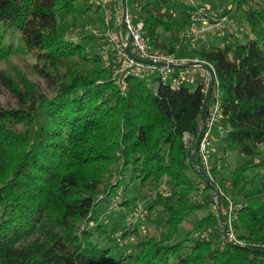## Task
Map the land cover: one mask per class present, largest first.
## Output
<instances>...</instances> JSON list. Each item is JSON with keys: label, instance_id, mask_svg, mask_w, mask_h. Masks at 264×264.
Masks as SVG:
<instances>
[{"label": "trees", "instance_id": "16d2710c", "mask_svg": "<svg viewBox=\"0 0 264 264\" xmlns=\"http://www.w3.org/2000/svg\"><path fill=\"white\" fill-rule=\"evenodd\" d=\"M163 1L125 3L144 22L151 48L175 54L182 26L170 23ZM238 8L253 38L233 46L208 41L185 54L212 67L226 132L217 159L209 156L207 182L192 153L208 86L173 87L160 77L153 86L132 75L122 89L97 37L85 27L73 35L79 20L91 19L87 12L101 9L94 0H0V60L29 56L49 89L0 68V90L15 100L0 104V264H264V9L255 0H239ZM235 151L246 161L224 178L215 164ZM147 185L161 197L162 186L173 188L161 208L166 239L147 234L123 256L120 226L90 223L111 208L116 189L129 194ZM215 187L238 207L235 233L244 245L223 238L219 214L225 221L227 202L219 194L213 209ZM203 210L180 240L183 223Z\"/></svg>", "mask_w": 264, "mask_h": 264}, {"label": "rangeland", "instance_id": "374dc122", "mask_svg": "<svg viewBox=\"0 0 264 264\" xmlns=\"http://www.w3.org/2000/svg\"><path fill=\"white\" fill-rule=\"evenodd\" d=\"M98 3V5L101 4V9L97 12H87V16H91V19H89L87 22L83 23L84 20H79L78 25L75 29V32L73 33L74 38L76 37L78 31H81L82 27L85 29L84 32L92 33V30L96 31L98 34H94L95 37H97L99 41V46H101L102 40L105 39V35L109 31H119L123 29V25L121 22L118 21L120 16V10L123 13V3L121 7L122 0H94ZM238 1L239 0H165L163 1V6L166 10V13L170 17V23H173L176 26H182L178 32L174 33L178 36H173L172 41H175V39H178L181 41V44H179L178 52L173 55V57L179 59V58H185L186 52L191 50L192 47H200L207 44L208 41H213L215 45L219 46H225V45H231L233 46L235 41L238 40L240 42H246L247 40L254 37V35L251 32L250 25L248 23V20H246V15L243 9L238 8ZM262 9H264V0H255ZM126 5V3H125ZM202 10L207 17L212 20H221L224 24V30L217 33V35H214L207 39L205 42H201L198 39H192L190 37L188 38H182L180 36V32L182 29L187 28L190 25V21L195 14L197 10ZM134 16V15H133ZM106 17H110L108 20V25L105 24ZM87 28V29H86ZM167 36H170V33L166 34ZM105 41V40H104ZM17 44V41H15V45ZM101 49V47H100ZM164 53V52H163ZM167 54V53H166ZM102 56V55H101ZM103 57V56H102ZM104 58V57H103ZM189 59V58H187ZM105 64L108 62V66L111 64V60H113L112 57H107V60L104 58ZM194 59L190 60L193 61ZM197 60V59H196ZM32 59L29 56L26 55H20V54H14L11 56L8 60H0V68L3 70H7L10 73H18L22 72L30 81L36 83L39 85L40 89L43 92L49 93V89L47 88V85L45 80L43 78L39 77L37 74L34 73V70L31 66ZM199 61V60H197ZM208 65L207 63H205ZM210 66V65H208ZM114 67V65H113ZM211 67V66H210ZM204 68V67H203ZM206 69V68H205ZM207 70V69H206ZM209 75V72H208ZM147 81H150L151 85L156 86V83L154 82V79L157 78V73H150L143 76ZM209 76H205L203 79L205 80V86H208L209 83ZM202 77L200 75H197L192 81H186V85L190 86L191 89H195L198 85L203 83ZM171 79L167 78L166 82H170ZM0 104L1 105H14L15 100L11 96V94L6 89L0 90ZM206 124V121H205ZM206 126V125H205ZM223 128V129H222ZM222 129V130H221ZM223 124L220 122V118L217 120V123L213 125V127L210 130L209 135V144L207 147V151L211 159L214 161L217 159L218 152L222 151V136L225 135ZM206 130V127L205 129ZM218 151V152H217ZM251 160V159H249ZM246 159L244 156L239 154L238 152H230L228 153L224 158L221 160L218 159L217 163L220 164V169L218 170L221 175H223L224 178H228L230 173L234 171L236 167L239 168V166L245 162ZM120 167V163L116 165V168ZM118 170V169H117ZM116 170V171H117ZM119 178V175L115 173L112 177L109 178L108 182L110 184H114L117 182V179ZM165 186V185H164ZM162 186V197L158 196L160 193L151 192L149 191V185L139 188V190L131 191L129 194H124L122 191V188L116 189L114 192V199L111 201V208L108 207H102L101 215H99L95 221L93 220L92 223H90V228L93 227L95 229L96 225H106L107 228H112L117 224L120 227L118 228V231L115 233V237L117 238L118 244L121 245L119 248L120 253L124 256L126 254V251H129L133 248V244L137 242L138 239L144 237L145 235H154L155 238L159 241L166 239V227L162 225V205L168 201L170 198H172V192L173 188L168 187L164 188ZM166 187V186H165ZM164 188V189H163ZM214 193V192H213ZM102 198V195L99 197ZM192 199L193 201H198L199 197L197 194H193ZM215 201H213V209L215 208L216 211H219L216 208L218 197L214 198ZM111 200V199H110ZM125 200H128V206L125 208L123 206V203ZM151 202H155L154 210L152 214H147V208L146 206L150 205ZM115 203V204H114ZM163 203V204H162ZM227 205H223L222 210L225 211ZM136 211V217L131 216L132 213ZM208 211H199L193 215H190L188 217V220L185 221L182 225L183 233L181 232V235H179V239H183L185 234L188 231H191V229L195 226V223L201 219L202 217L206 216ZM126 223V225L123 224ZM226 220H223L224 223V229L226 230ZM114 225V226H113ZM122 225L126 227L125 231H129L130 235L126 238L122 237ZM195 234V233H194ZM196 235V234H195ZM210 233L207 232L206 237H210ZM224 238V236H223ZM227 239V235H226ZM112 244V243H110ZM242 245H244V242H242ZM125 247L127 248L126 251H124ZM126 264H132L127 263Z\"/></svg>", "mask_w": 264, "mask_h": 264}, {"label": "built area", "instance_id": "2783aa9c", "mask_svg": "<svg viewBox=\"0 0 264 264\" xmlns=\"http://www.w3.org/2000/svg\"><path fill=\"white\" fill-rule=\"evenodd\" d=\"M122 7V2H121ZM123 10V9H122ZM118 21L122 23L123 29L119 31H109L105 35V41L101 42L100 54L107 60V57L113 58V72L112 80L115 81L122 89L125 87L126 79L129 76H144L150 73H157V76L166 81L170 78L169 82L173 87L181 86L184 82L192 81L197 75L204 78L208 76V70L202 66L183 67L182 65L192 59L175 58L171 54H166L151 48L148 37L145 36L144 22L137 20L126 9V14L123 19V13L120 10ZM110 17H106L105 24L108 25ZM87 29V28H86ZM224 30V24L221 20H210L202 10H197L193 15L190 25L180 32V36L185 38L198 39L205 42L210 37L217 35V33ZM94 34H98L92 30ZM130 42V51L135 58H131L125 51V48ZM193 61H197L194 59ZM108 64V62L106 63ZM212 98V101H211ZM207 112H206V130H204L203 137L198 147V155L201 158L202 169L207 174L209 181H213L212 168L207 147L209 144L210 130L217 120L221 117V109L218 102V90L215 88L212 91ZM217 169H220V164H215ZM219 196L226 197L227 207L225 212L227 214L226 222V235L227 242H234L235 244L242 245L235 233L234 222L237 218L238 207L228 198L218 187L214 188ZM217 196V197H218ZM136 215V214H135ZM134 215V216H135ZM136 217V216H135Z\"/></svg>", "mask_w": 264, "mask_h": 264}, {"label": "water", "instance_id": "95a60500", "mask_svg": "<svg viewBox=\"0 0 264 264\" xmlns=\"http://www.w3.org/2000/svg\"><path fill=\"white\" fill-rule=\"evenodd\" d=\"M122 3H123V19H124L125 14H126L125 13L126 12L125 0H122ZM125 51L131 58H135L133 56V54L131 53V51H130V42H128V44H127V46L125 48ZM193 65L194 66L199 65V66H202V67L206 68L209 71V75L208 76L210 77L209 78V84H208L207 91H206V97H205V101H204V105H203V110H202V114H201L200 130H199L197 141L195 143V147H194V150H193V153H192V161H193L194 167L197 169L198 172H201L203 177L205 178V180L207 182H209V178H208L207 174L205 173V171L196 162V159H197L196 155H197V151H198V147H199L198 144H200V142H201V139H202L203 133H204V129H205L206 112H207V107H208V104H209V101H210V95H211V92H212V89H213V84H214V71H213L212 67L206 65L205 62H200V61H189V62L183 64L182 66L183 67H190V66H193ZM217 196H218L217 191H214V193L212 194L213 201H215L214 198H216ZM216 208L218 209L217 205H216ZM219 217H220V223H221V227H222V233H223L224 239L226 240V231L224 229L223 219L221 218L220 214H219Z\"/></svg>", "mask_w": 264, "mask_h": 264}, {"label": "crops", "instance_id": "0c3cea01", "mask_svg": "<svg viewBox=\"0 0 264 264\" xmlns=\"http://www.w3.org/2000/svg\"><path fill=\"white\" fill-rule=\"evenodd\" d=\"M214 41V40H213ZM186 58V57H185ZM203 79V78H202ZM203 83L205 84V80L203 79ZM209 84V83H208ZM218 152V151H217ZM219 154L221 153V151L218 152ZM218 154V155H219Z\"/></svg>", "mask_w": 264, "mask_h": 264}, {"label": "bare ground", "instance_id": "6f19581e", "mask_svg": "<svg viewBox=\"0 0 264 264\" xmlns=\"http://www.w3.org/2000/svg\"><path fill=\"white\" fill-rule=\"evenodd\" d=\"M115 204V203H114Z\"/></svg>", "mask_w": 264, "mask_h": 264}]
</instances>
